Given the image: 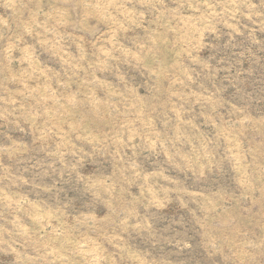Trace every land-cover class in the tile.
I'll return each mask as SVG.
<instances>
[{
	"label": "rangeland",
	"instance_id": "374dc122",
	"mask_svg": "<svg viewBox=\"0 0 264 264\" xmlns=\"http://www.w3.org/2000/svg\"><path fill=\"white\" fill-rule=\"evenodd\" d=\"M0 264H264V0H0Z\"/></svg>",
	"mask_w": 264,
	"mask_h": 264
}]
</instances>
